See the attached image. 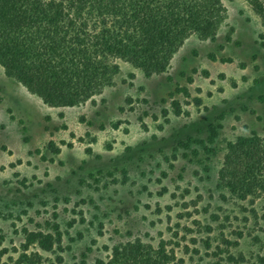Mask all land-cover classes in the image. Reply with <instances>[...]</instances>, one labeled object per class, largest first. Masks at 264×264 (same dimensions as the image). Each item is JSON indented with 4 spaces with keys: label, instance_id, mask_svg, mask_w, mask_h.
Segmentation results:
<instances>
[{
    "label": "rangeland",
    "instance_id": "rangeland-1",
    "mask_svg": "<svg viewBox=\"0 0 264 264\" xmlns=\"http://www.w3.org/2000/svg\"><path fill=\"white\" fill-rule=\"evenodd\" d=\"M221 2L213 40L190 37L150 77L118 61L81 105L48 107L0 68V264L26 231L56 238L29 250L41 264L106 262L136 240L179 264H264V194L218 185L228 144L264 138V28L245 0Z\"/></svg>",
    "mask_w": 264,
    "mask_h": 264
},
{
    "label": "trees",
    "instance_id": "trees-1",
    "mask_svg": "<svg viewBox=\"0 0 264 264\" xmlns=\"http://www.w3.org/2000/svg\"><path fill=\"white\" fill-rule=\"evenodd\" d=\"M245 1L264 28V0ZM226 19L221 0H0V68L46 106L74 107L112 85L118 61L161 74L187 39L213 40ZM218 185L243 201L264 194V138L228 144ZM24 237L14 264H41L31 247L50 252L56 243L50 233ZM97 264L179 261L167 242L136 240Z\"/></svg>",
    "mask_w": 264,
    "mask_h": 264
}]
</instances>
